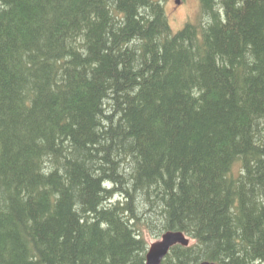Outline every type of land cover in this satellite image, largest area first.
<instances>
[{
  "label": "trees",
  "instance_id": "obj_1",
  "mask_svg": "<svg viewBox=\"0 0 264 264\" xmlns=\"http://www.w3.org/2000/svg\"><path fill=\"white\" fill-rule=\"evenodd\" d=\"M199 4L0 0V264H264V0Z\"/></svg>",
  "mask_w": 264,
  "mask_h": 264
},
{
  "label": "rangeland",
  "instance_id": "obj_2",
  "mask_svg": "<svg viewBox=\"0 0 264 264\" xmlns=\"http://www.w3.org/2000/svg\"><path fill=\"white\" fill-rule=\"evenodd\" d=\"M163 2L174 33L182 29L186 23L195 22L200 12L199 0H163ZM145 235L150 243L154 242L148 232Z\"/></svg>",
  "mask_w": 264,
  "mask_h": 264
},
{
  "label": "water",
  "instance_id": "obj_3",
  "mask_svg": "<svg viewBox=\"0 0 264 264\" xmlns=\"http://www.w3.org/2000/svg\"><path fill=\"white\" fill-rule=\"evenodd\" d=\"M191 242L190 237H186L176 231H169L162 236V239L153 244L148 253L146 264H161L162 259L170 251V248L176 244L189 246ZM203 264H218V263H203Z\"/></svg>",
  "mask_w": 264,
  "mask_h": 264
},
{
  "label": "bare ground",
  "instance_id": "obj_4",
  "mask_svg": "<svg viewBox=\"0 0 264 264\" xmlns=\"http://www.w3.org/2000/svg\"><path fill=\"white\" fill-rule=\"evenodd\" d=\"M114 10V9H113ZM114 12V11H113ZM119 13V12H118ZM122 14V13H121ZM73 23V22H72ZM113 27V26H112ZM75 50V49H74ZM76 52V51H75ZM56 95V94H55ZM33 176V175H32ZM112 190V189H111ZM119 195V194H118ZM38 196V195H37ZM34 200V199H33ZM147 217V216H146ZM148 220V219H147ZM136 221V220H135ZM141 221V220H140ZM148 223V222H147ZM15 228V227H14ZM176 232H179V233H181V234H184L186 237H187V234H185V233H183V232H180V231H176ZM167 233V232H166ZM165 234V233H164ZM164 234H162V236L164 235ZM25 236V235H24ZM162 236H161V238L160 239H157V240H154V242H152V243H149V248H148V251H149V249H150V247L153 245V244H155V243H157V242H159L161 239H162ZM192 240V239H191ZM192 242V241H191ZM191 242H190V245H191ZM183 246V245H181V244H176V245H174V246H172L171 248H170V251L175 247V246ZM189 245V246H190ZM189 246H183V247H189ZM209 246V245H208ZM170 251L167 253V255L162 259V261H161V264H163V262H164V260L166 259V257L169 255V253H170ZM147 261V260H146ZM203 263H216V262H210V261H204V262H202L201 264H203ZM218 264H221V263H218Z\"/></svg>",
  "mask_w": 264,
  "mask_h": 264
}]
</instances>
